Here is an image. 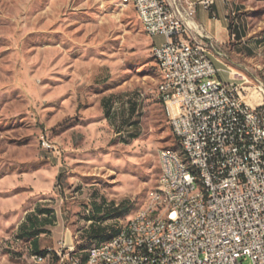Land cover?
<instances>
[{
  "label": "rangeland",
  "instance_id": "obj_1",
  "mask_svg": "<svg viewBox=\"0 0 264 264\" xmlns=\"http://www.w3.org/2000/svg\"><path fill=\"white\" fill-rule=\"evenodd\" d=\"M246 8L249 37L215 45L264 103V0ZM163 41L121 0H0V254L14 257L21 224L47 210L84 264L144 205L159 152H179L150 51Z\"/></svg>",
  "mask_w": 264,
  "mask_h": 264
},
{
  "label": "built area",
  "instance_id": "obj_2",
  "mask_svg": "<svg viewBox=\"0 0 264 264\" xmlns=\"http://www.w3.org/2000/svg\"><path fill=\"white\" fill-rule=\"evenodd\" d=\"M153 59L171 72V83L157 89L174 114L170 126L188 144L212 188L209 205H199L190 177L172 153L159 152L166 164L168 195L176 194L174 218L160 224L161 213L144 205L122 225L112 242L100 243L92 264L116 258V264H264V103L246 90L229 67L226 80L216 78L214 61L224 52L201 25L193 21L192 3L178 0H137ZM210 10L213 0H200ZM194 32L191 39L184 34ZM221 62V61H220ZM263 91V89H262ZM42 145L50 148L41 138ZM155 195L153 188L147 196ZM147 198V197H146ZM154 212L150 225L135 229L138 216ZM116 245L133 247V254L115 253ZM65 248V250H63ZM60 264H80L73 246L58 250ZM43 262L44 259H36Z\"/></svg>",
  "mask_w": 264,
  "mask_h": 264
},
{
  "label": "crops",
  "instance_id": "obj_3",
  "mask_svg": "<svg viewBox=\"0 0 264 264\" xmlns=\"http://www.w3.org/2000/svg\"><path fill=\"white\" fill-rule=\"evenodd\" d=\"M178 1L183 5L193 4V21L202 26L217 46L235 51V43L243 42L250 35L249 20L245 14L247 0H213L210 10H205L199 3L200 0ZM194 36V32H189L183 38L191 39ZM214 65L221 70L226 66L224 61L217 60ZM20 235L12 245L17 254L14 257L8 252L0 254V264H60L56 252L66 244L65 229L58 221L57 212L43 210L40 213H30L21 224ZM33 253L44 256L43 262H35Z\"/></svg>",
  "mask_w": 264,
  "mask_h": 264
},
{
  "label": "bare ground",
  "instance_id": "obj_4",
  "mask_svg": "<svg viewBox=\"0 0 264 264\" xmlns=\"http://www.w3.org/2000/svg\"><path fill=\"white\" fill-rule=\"evenodd\" d=\"M125 5H131L135 12H138V2L137 0H121ZM144 31L146 32V22L144 19H139ZM157 63V62H156ZM161 74L162 79L157 85V89L164 88L166 83H171V72L169 71L167 66H162L157 64ZM158 97L165 103V96L160 94L158 91ZM171 119V118H170ZM171 121V120H170ZM174 135L175 140L179 146V152L171 150V149H162L164 153H172L175 158H178V166L183 171H186V175L190 177V184L193 188V191H198L201 194L199 197V205H209L211 196H212V188L207 185L206 181V171L204 168L198 165V162L195 160L194 154L191 152L188 144L181 143L179 141V134H176L175 129H171ZM168 176H167V167L166 164L161 162V175L158 179V183L155 187H153V191H155V195H149L146 198V205H149V209H158L161 213L160 216V224H168L169 220L174 218V210L176 208L177 196L176 194L168 195ZM154 219V212H147L145 216H138L135 220V229H142L144 226L150 225ZM122 233V239H129V231H122V226L119 230L112 234L108 239L100 242V243H108L112 242ZM99 249V243L91 244L87 250V258L84 264H92V252H96ZM123 254H133V247H126V245H116L115 253ZM36 259H44V256L35 253ZM80 259V264H81ZM104 264H116V258H105Z\"/></svg>",
  "mask_w": 264,
  "mask_h": 264
},
{
  "label": "trees",
  "instance_id": "obj_5",
  "mask_svg": "<svg viewBox=\"0 0 264 264\" xmlns=\"http://www.w3.org/2000/svg\"><path fill=\"white\" fill-rule=\"evenodd\" d=\"M164 106H165V104H164ZM165 108H166V106H165ZM172 131V130H171ZM172 135H173V133H172ZM174 136V135H173ZM97 232H100V233H103V229L102 228H97ZM112 234H110L109 236H107V235H105V238H109L110 236H111ZM41 253H44V252H41Z\"/></svg>",
  "mask_w": 264,
  "mask_h": 264
}]
</instances>
